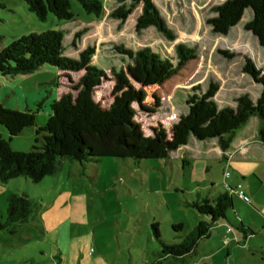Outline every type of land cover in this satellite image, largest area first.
<instances>
[{
	"label": "rangeland",
	"instance_id": "1",
	"mask_svg": "<svg viewBox=\"0 0 264 264\" xmlns=\"http://www.w3.org/2000/svg\"><path fill=\"white\" fill-rule=\"evenodd\" d=\"M154 1L173 39L155 27L137 31L143 4L136 0H105V14L100 19L84 12L77 0H70L75 15L71 22L60 21L53 15L41 21L24 0H0V52L23 36L48 30L64 33L65 55L70 58L78 59L86 48L95 47L91 65L108 75L96 89L95 101L103 109H109L117 83L114 74L124 71L141 94V104L134 103L133 108L145 137L153 136V130L160 125L170 132L181 117L189 113L188 101L192 96H202L212 83L219 87L215 101L220 109L235 107L241 95L248 94L253 100L261 96L262 86L245 72L250 60L264 74V47L245 30L252 18L251 10H247L242 22L224 36L216 34L209 22L216 16L215 7L227 0ZM120 7L133 8L127 20L114 16ZM180 45L193 49L196 59L162 86L144 87L142 64L137 54L151 49L176 63V49ZM121 48L133 52V57L119 54L117 49ZM83 74L63 72L46 65L28 74L0 75V103L11 110H31L36 114V126L11 139L12 150L29 152L36 138L42 140L36 131L47 123L50 104L64 93L77 95L72 88ZM67 76L73 79L72 83L64 78ZM0 135L9 141V134L1 125ZM230 155L226 153L229 160L233 157ZM261 169L262 173L258 171L261 185L249 178L237 183L234 176H242L234 172L229 163L218 164L210 159L201 177L204 182L213 181L231 188L235 206L238 201L250 206L237 193L241 186L246 197L261 208L254 199L257 194L259 200H264L261 187L264 166ZM195 185L188 166L180 159V148L166 160L104 158L99 163L82 165L63 159L56 174L38 183L25 177L0 181V223H7L12 194L27 196L33 210L28 222L12 224L0 231V264H69L72 253L85 247L87 234L92 235L91 255L95 257L100 251L107 264H151L161 247L153 237L148 238L149 221L159 224L164 242L181 243L197 223L198 213L190 206L197 200L193 191ZM62 199L69 200L71 205H82L85 217L81 221L70 217L65 225L47 230L44 221H54L46 214V208H59ZM176 226L178 229L174 231ZM220 236L221 232L214 229L211 238L205 241V249H201L203 255L219 248L224 242ZM252 237L249 246L264 247V231ZM229 243L234 251L229 259L221 254L216 257L190 255L184 260L169 259L163 264H264V254H253L248 245L236 240H227L226 244ZM61 254L64 263H58Z\"/></svg>",
	"mask_w": 264,
	"mask_h": 264
},
{
	"label": "trees",
	"instance_id": "2",
	"mask_svg": "<svg viewBox=\"0 0 264 264\" xmlns=\"http://www.w3.org/2000/svg\"><path fill=\"white\" fill-rule=\"evenodd\" d=\"M29 10L41 21L49 15L64 22H71L75 15L70 0H24ZM84 12L100 19L105 14V0H77ZM142 2L143 13L138 18L136 29L141 32L155 27L159 32L173 39L162 13L154 0ZM247 10L252 18L245 30L251 32L264 47V0H227L215 7L216 16L210 20L216 34L228 35L242 22ZM133 8L120 7L114 16L127 20ZM79 35H76L78 38ZM65 35L59 30L32 33L13 41L0 52V75L14 77L18 74L32 73L50 65L63 72H84L73 92L64 93L59 100L50 104L51 114L45 126L37 129L35 144L29 152L11 149V139L21 135L25 129L36 126V114L31 110L16 111L0 103V125L8 134L9 141L0 135V181L25 177L38 183L57 173L61 161L68 159L82 165L99 163L104 158L134 160H166L172 152L188 144L191 138L199 141L218 139L223 152L231 154V146L237 131L251 118L261 122L259 139L264 145V74L247 60L245 72L262 86L261 96L253 100L250 95H241L235 107L220 109L215 101L219 91L216 84H210L202 96L193 95L188 101L189 113L182 116L170 132L163 126L154 129L153 136L145 137L141 123L136 120L134 103L141 104L140 92L131 84L124 71L115 72L116 86L114 101L109 109H103L94 99L95 91L108 79L107 73L91 65L95 47H88L78 59L65 55ZM177 62L153 52L140 51L137 56L142 64L144 87L162 86L180 72L194 59L195 51L185 46L176 49ZM119 54L130 58L134 53L117 49ZM227 54V53H223ZM72 83L70 76L64 77ZM199 88L195 89L198 90ZM224 160H228L226 155ZM230 188L213 201L197 200L191 207L200 215L208 217L185 236L179 244H167L160 236L158 223L150 225V233L160 247L156 260L151 264H163L169 259L184 260L195 252L198 244L207 238L211 228L220 220H225L246 238L254 235L253 229L242 223H234L235 214ZM250 201V200H249ZM32 203L25 195L12 194L9 198L7 223H0V231L9 225L29 221ZM177 227L174 231H177Z\"/></svg>",
	"mask_w": 264,
	"mask_h": 264
},
{
	"label": "crops",
	"instance_id": "3",
	"mask_svg": "<svg viewBox=\"0 0 264 264\" xmlns=\"http://www.w3.org/2000/svg\"><path fill=\"white\" fill-rule=\"evenodd\" d=\"M260 128L261 122L254 117L251 118L246 125L239 129L231 146L230 152L231 155L233 154V157L231 160L228 159L227 161L224 160V156L226 154L221 149L218 139L199 141L196 138H191L187 145L180 147V159L185 161L186 165L188 166L190 176L196 182L193 191H195L197 200L200 201L205 199L213 201L219 195L227 193L225 186L221 187L213 181L204 182L202 180L201 173L205 172L208 168V162L210 159L218 161V164H220L222 161L229 163L233 171L237 172V174L239 173L242 176V178H239L236 175L234 176L237 183H240L239 181H242V179L246 180L249 178L255 180L261 185L260 180L262 179L260 178L258 171H261L262 173L261 167L264 166V145L259 139ZM261 187L264 188V185ZM254 195L255 198L254 196L253 198L260 205H262V207L260 208L259 206H256L251 200L249 201L250 206L238 201V206H235V203H233L235 214L231 215V218H233L232 221L234 223H242L243 225L253 229L256 234L258 231L260 233L264 231V200H259L260 198L256 196L257 194ZM81 206L82 205L79 206L77 203L71 205L69 200L62 199L59 208L56 209L55 207L51 206L46 208V214L51 215L54 222L44 221L43 226L49 230L51 227L54 228L55 225H65L64 222L71 218L78 219V221L83 220L82 217H85L86 212L83 211L84 209ZM208 220V217L198 214L197 223L194 225V228L200 222ZM150 223L152 224V221H149V226H147V229H149L148 238H150V236L152 237L150 233ZM214 229H218V231L221 232L220 237L224 242L219 244V248L216 249V251L210 252L209 255L205 256L203 255L201 249H205V241L211 238ZM254 235H249L246 238L236 228L232 227L229 222L220 220L214 224L208 237L200 241L195 252L191 255H196L199 257L201 255L204 257H216L221 254L225 255V257L229 259V257H232L234 254V251L230 243L226 244L227 240H236L246 247L248 245V249L253 254H264V247L249 246L253 242L252 236ZM87 236L88 237L85 238L87 239V242L85 243L86 245H84L85 247H82V251H75V253H72L73 257L72 260L69 261V264H72V261H74L75 264H107L100 251L99 255L95 257L91 255L90 248L92 245V235L87 234ZM54 257H57L56 254ZM59 259L60 262L58 263H64L62 254L59 255Z\"/></svg>",
	"mask_w": 264,
	"mask_h": 264
},
{
	"label": "built area",
	"instance_id": "4",
	"mask_svg": "<svg viewBox=\"0 0 264 264\" xmlns=\"http://www.w3.org/2000/svg\"><path fill=\"white\" fill-rule=\"evenodd\" d=\"M228 176H229V174H228ZM229 191H230V193L232 195V192L233 191H232L231 188L229 189ZM237 193H238L239 197L240 196L243 197V199H244L245 202H249V198L246 197V194L242 191V187L241 186L238 187Z\"/></svg>",
	"mask_w": 264,
	"mask_h": 264
}]
</instances>
